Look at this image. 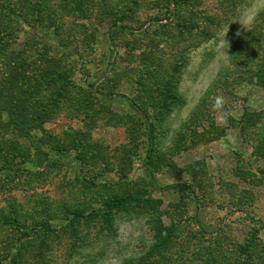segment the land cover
I'll use <instances>...</instances> for the list:
<instances>
[{
	"label": "rangeland",
	"instance_id": "374dc122",
	"mask_svg": "<svg viewBox=\"0 0 264 264\" xmlns=\"http://www.w3.org/2000/svg\"><path fill=\"white\" fill-rule=\"evenodd\" d=\"M42 2L0 7V264H264V0Z\"/></svg>",
	"mask_w": 264,
	"mask_h": 264
},
{
	"label": "trees",
	"instance_id": "16d2710c",
	"mask_svg": "<svg viewBox=\"0 0 264 264\" xmlns=\"http://www.w3.org/2000/svg\"><path fill=\"white\" fill-rule=\"evenodd\" d=\"M0 7L2 11L4 12V15L8 16L9 14L12 15H18L24 22H31V23H44L45 18H46V11L45 7L43 5L42 0H0ZM2 18H4L2 16ZM26 20V21H25ZM28 20V21H27ZM4 26L3 24H0V40L2 38V34L5 32L4 31ZM112 30L116 33L118 32H125L128 30L125 26H116L114 25L112 27ZM0 47L3 49L4 43H0ZM262 65H256L258 66V83L260 84L262 80H264V71H261L260 68L264 69V63H261ZM131 107L140 115L144 116L143 111H141L135 103L131 102L130 103ZM244 122V121H243ZM264 122V115L262 113L258 112L256 115H251L248 117V120L246 121V124H248L250 127H255V125L258 124L261 125V123ZM248 126V127H249ZM145 128L148 133V148H147V156L145 160L143 161V166L146 169V165L148 164V159H149V154L151 153L152 146H153V139H152V128L150 124L146 121L145 123ZM8 168V165H3L0 167V170ZM147 170V169H146ZM150 182L152 183V177L149 174L148 171H146ZM174 185H168L164 187H156L153 185V188L159 191H166L170 190ZM186 190L193 195V192L189 187H185ZM141 200V197H124V198H115L107 203H105L104 210L100 211L99 213L103 215H107L111 211L114 210H120L125 208L126 206L130 204H136ZM260 228H264V222L261 220L254 221ZM15 223V221H14ZM44 228H47V224H42L41 225Z\"/></svg>",
	"mask_w": 264,
	"mask_h": 264
},
{
	"label": "clouds",
	"instance_id": "9594fccd",
	"mask_svg": "<svg viewBox=\"0 0 264 264\" xmlns=\"http://www.w3.org/2000/svg\"><path fill=\"white\" fill-rule=\"evenodd\" d=\"M247 28L246 24H242ZM213 103L211 106V111L215 113V120L218 124L223 125L228 121L231 115L230 111L226 108V100L223 96H215L212 98ZM180 130V125H170V135L175 136Z\"/></svg>",
	"mask_w": 264,
	"mask_h": 264
}]
</instances>
